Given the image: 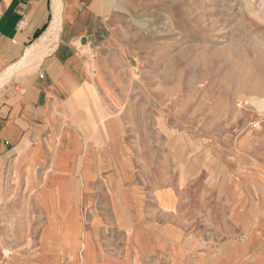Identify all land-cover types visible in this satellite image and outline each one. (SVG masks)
<instances>
[{
	"label": "crops",
	"instance_id": "crops-1",
	"mask_svg": "<svg viewBox=\"0 0 264 264\" xmlns=\"http://www.w3.org/2000/svg\"><path fill=\"white\" fill-rule=\"evenodd\" d=\"M114 9L115 0H0V73L41 59L0 98V264H264L246 238L216 248L183 233L193 221L181 219L175 188L146 194L123 177L119 112L98 82ZM58 10L57 35L34 48ZM231 213L240 229L247 210Z\"/></svg>",
	"mask_w": 264,
	"mask_h": 264
},
{
	"label": "rangeland",
	"instance_id": "rangeland-1",
	"mask_svg": "<svg viewBox=\"0 0 264 264\" xmlns=\"http://www.w3.org/2000/svg\"><path fill=\"white\" fill-rule=\"evenodd\" d=\"M101 34L98 82L119 112L123 177L146 194L175 188L193 221L183 233L264 253V89L243 83L264 86V0H115ZM40 61L18 66L0 98Z\"/></svg>",
	"mask_w": 264,
	"mask_h": 264
},
{
	"label": "bare ground",
	"instance_id": "bare-ground-1",
	"mask_svg": "<svg viewBox=\"0 0 264 264\" xmlns=\"http://www.w3.org/2000/svg\"><path fill=\"white\" fill-rule=\"evenodd\" d=\"M61 26V12L60 10L57 11L55 19L53 20L50 29L48 30V32L44 33L43 36L36 42L34 48H39V46H41L43 43H45L47 40L50 39L51 36H55L57 35L59 29ZM29 60L28 57L23 58L22 60H20L19 62H17V64L12 67L11 70L5 72L3 74V77H0V89L2 88V84L3 82L8 79V77L12 74H14L17 71L18 66L27 63V61ZM252 76V74H251ZM251 76H244L243 77V83L244 85H248L252 88V90L254 91V93L256 92H262L264 89L263 86V82L261 83V81H259L256 77H251ZM239 87V86H238ZM252 91V92H253ZM251 92V91H250ZM264 92V91H263Z\"/></svg>",
	"mask_w": 264,
	"mask_h": 264
},
{
	"label": "built area",
	"instance_id": "built-area-1",
	"mask_svg": "<svg viewBox=\"0 0 264 264\" xmlns=\"http://www.w3.org/2000/svg\"><path fill=\"white\" fill-rule=\"evenodd\" d=\"M25 24H26V22L24 20H21L19 22V28H22Z\"/></svg>",
	"mask_w": 264,
	"mask_h": 264
}]
</instances>
